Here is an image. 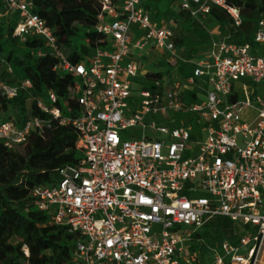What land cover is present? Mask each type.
<instances>
[{
  "label": "built area",
  "instance_id": "2783aa9c",
  "mask_svg": "<svg viewBox=\"0 0 264 264\" xmlns=\"http://www.w3.org/2000/svg\"><path fill=\"white\" fill-rule=\"evenodd\" d=\"M0 1L19 13L14 34L22 41L29 34L42 37L58 59L54 69L77 79L81 108L74 118L42 99L38 108L51 116H30L22 124L0 116V140L9 148L32 132L50 133L54 120L76 130L79 161L61 170L58 183L32 190L38 209L78 235L65 264H202L207 248L214 264H257L264 246V17L254 44L220 36L193 62L186 82L208 84L197 104L186 101L184 83L171 72L156 88L134 90L133 78L147 74L138 59L147 47L168 55L174 67L179 62L178 22L154 20L147 0H100L95 28L106 45L77 62L58 48L31 0ZM177 2L195 18L218 6L234 27L243 23L241 8L231 0ZM22 86L32 83L24 79ZM0 90L10 99L19 94L15 84L2 83ZM47 97L57 101L53 89ZM171 111L196 114L189 124L147 121L158 113L172 119ZM217 217L250 229L236 243L207 244L204 228ZM23 250L29 256L28 247Z\"/></svg>",
  "mask_w": 264,
  "mask_h": 264
},
{
  "label": "trees",
  "instance_id": "16d2710c",
  "mask_svg": "<svg viewBox=\"0 0 264 264\" xmlns=\"http://www.w3.org/2000/svg\"><path fill=\"white\" fill-rule=\"evenodd\" d=\"M31 1L33 11L53 30L58 48L72 61L77 62L95 48L106 45L103 35L95 28L101 11L100 0ZM177 1L147 0L145 6L154 20L170 13L169 18L178 22V28L174 29L177 48L192 47L191 54L198 56L207 51L212 40L209 20L219 24L221 37L240 44H254L257 22L264 17V0H231L241 8L240 27H234L228 13L218 6H212L206 18H195L187 10H174L172 5ZM14 28L11 19L0 17V86L2 83L19 86L14 99L0 90L2 119L22 124L30 116H51L38 108V99L58 107L64 116H78L81 107L74 90L75 76L54 69L58 59L42 37L29 34L22 41L14 34ZM39 51L45 54L39 55ZM18 70H22V76ZM164 75L162 71L147 72L145 78L151 85L144 88H156V81ZM24 79H29L32 86L23 87ZM49 89L57 94L55 103H50L47 97ZM76 139L71 123L62 125L54 120V129L44 136L32 132L24 142L11 148L0 140V264H65L72 258L78 235L67 226L52 222L49 213L38 209L32 190L58 183L61 170L79 161ZM247 229L249 225L217 217L206 224L203 235L207 244L223 239L236 243ZM24 246L28 247L29 256L24 253Z\"/></svg>",
  "mask_w": 264,
  "mask_h": 264
},
{
  "label": "rangeland",
  "instance_id": "374dc122",
  "mask_svg": "<svg viewBox=\"0 0 264 264\" xmlns=\"http://www.w3.org/2000/svg\"><path fill=\"white\" fill-rule=\"evenodd\" d=\"M173 9L178 10L179 9V3L175 2L173 3ZM170 15V13H167ZM216 22L213 20L208 21V28L210 31L214 29L216 26ZM214 39H219V35L212 34ZM192 47L187 46H181L177 48V55L179 58V67L184 70V75L181 73V71H174L175 67L170 65L168 58L169 56L164 54L163 52L159 50H153L149 52V47L147 49L143 50V54L145 56L138 57V59H141L142 64H144L143 72H150V71H162L165 72L166 75L169 74V71H171V74H174V76L181 80L184 83V92L186 95V101L202 104L205 96H206V90L208 89V84L204 80L198 79L197 83L190 84L186 82V74L191 72L194 69L193 62L197 61L199 58L198 55L191 54ZM150 54V56H149ZM18 75L22 76V70H18ZM133 85L134 90L136 92H139L142 88H144L146 85L150 86L151 83L145 78L144 73L139 74L135 78H133ZM170 85L169 82H166L165 86L168 88ZM262 86H259L260 94L264 96V90L261 91ZM193 93L196 94V97L193 95ZM28 105H30V102H28ZM172 119H167L166 117L160 115V113L156 115L148 114L147 115V121L151 122L156 121L158 123H163L168 126H174L180 123H187L189 124L192 122L195 118L196 112L194 111H179V112H170ZM137 131H140V128H134ZM122 134L123 138H128L129 135ZM126 135V136H125ZM205 230V228H204ZM214 255L213 253L207 248L205 251V256H200V261L203 263L204 260H207L210 264H213Z\"/></svg>",
  "mask_w": 264,
  "mask_h": 264
},
{
  "label": "crops",
  "instance_id": "0c3cea01",
  "mask_svg": "<svg viewBox=\"0 0 264 264\" xmlns=\"http://www.w3.org/2000/svg\"><path fill=\"white\" fill-rule=\"evenodd\" d=\"M173 7V5H172ZM0 17H3V18H9L11 19V23L14 25L18 22L19 20V13L17 11H14V12H10V11H7L3 2H0ZM170 17L169 14H163L161 15L157 21L159 23H162L165 19H168ZM216 26L214 27V29L211 31V34H216V35H219V38L221 36V31H220V26L218 23H215ZM213 35H212V40H213ZM149 52L150 51H153V50H156L154 48H151L149 47ZM138 56V55H137ZM145 56V54H143V52L141 53V56ZM150 56V54H149ZM200 57V56H198ZM141 60V59H140ZM144 65V64H143ZM174 67V66H173ZM174 71H181V73L184 75V70H182V68L179 67V64L177 66H175V70ZM171 72V71H169ZM18 73V72H17ZM191 72L187 73V75H189ZM166 74V73H165ZM206 251V250H205ZM205 251L202 253V256H205ZM261 255H262V258H261ZM260 257H259V261L257 262V264H264V250H263V253H261ZM202 264H210L207 260H204V262ZM214 264V263H213Z\"/></svg>",
  "mask_w": 264,
  "mask_h": 264
},
{
  "label": "bare ground",
  "instance_id": "6f19581e",
  "mask_svg": "<svg viewBox=\"0 0 264 264\" xmlns=\"http://www.w3.org/2000/svg\"><path fill=\"white\" fill-rule=\"evenodd\" d=\"M263 250H264V246H263V249H262V253H263ZM261 258H262V255H261Z\"/></svg>",
  "mask_w": 264,
  "mask_h": 264
}]
</instances>
